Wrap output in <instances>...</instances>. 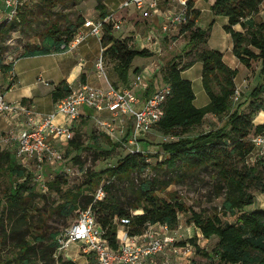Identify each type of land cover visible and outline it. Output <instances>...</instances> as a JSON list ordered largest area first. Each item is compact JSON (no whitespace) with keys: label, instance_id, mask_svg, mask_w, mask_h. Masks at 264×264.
Returning a JSON list of instances; mask_svg holds the SVG:
<instances>
[{"label":"trees","instance_id":"obj_1","mask_svg":"<svg viewBox=\"0 0 264 264\" xmlns=\"http://www.w3.org/2000/svg\"><path fill=\"white\" fill-rule=\"evenodd\" d=\"M85 0H40L48 9L60 4L73 3L77 5ZM96 11L99 18H105L110 13L109 0H96ZM1 3V0H0ZM264 0H214L212 13L225 17L228 23L225 31L233 39V53L247 68H252L254 62H260L261 82L249 95V112L240 107L232 110L233 97L237 92V69H232L224 62V55L218 50L205 48L195 51V59L187 63L173 60L161 72V80L172 87V94L166 102L165 115L154 127L164 136L175 137L159 144L166 158L152 166L148 160L152 155L139 152L128 154L113 167L101 172L89 174L84 184L77 191H63L67 180L58 175L49 184L52 192L65 195V203L58 206L57 211L72 215L92 207L98 223L106 231L107 238L114 250L118 249L119 226H124L130 236L142 235L150 226L167 225L175 230L180 224L181 215H190L189 224L200 229L206 239L217 240L212 252L202 250L195 242L197 253L210 259L211 264H264V209L247 210L256 203L255 192L264 194V160H258L257 165L250 166L248 159L255 150L253 136L264 135V124L256 125L254 120L264 112V19L261 16ZM188 22L181 27V34L191 33L188 46L208 44V30L198 26L201 10L196 8L195 0H188ZM25 20L23 15H20ZM80 26H70L65 37L54 36L52 31L46 38L44 47L27 48L22 57L48 55L64 52L63 44L70 43ZM213 21L211 26L215 23ZM18 24L0 25V38L10 32ZM241 26L238 31L235 27ZM58 32V31H56ZM105 54L109 53L118 62L117 71L123 81H126L135 58H148L153 54L146 49H131L125 41L114 36V28L107 25L102 40ZM200 49V48H199ZM191 51L187 53L191 56ZM197 62L204 65L203 85L210 97V103L202 108L195 105L197 99L192 81L184 79L182 73L191 69ZM12 66L4 63V55L0 49V73H8ZM85 75H82L84 83ZM71 86L66 82L59 84L53 92L56 102L72 93ZM155 91L154 80L147 89V97ZM209 114L223 116L228 119L223 126L196 136H188L192 129L203 124ZM134 129V121H130V129L121 142L110 141L112 149L100 154L111 156L112 152L128 143ZM187 135V136H186ZM76 149L82 144L71 140ZM155 170V177L140 178L134 181V175H142L148 169ZM182 171V177H191L205 172H213L216 176L218 194L223 197L221 209L212 214L198 213L180 200L176 194H170L169 200L159 193L165 192L175 182L163 180L160 172L170 170ZM5 178L9 189L5 202H0V227L5 230V236L15 237L25 235L41 212L37 199L45 196L39 192V184L34 182V174L10 151L0 148V182ZM106 191L103 200H96V195H87L86 191L95 192L101 183ZM141 212L137 213L136 212ZM40 216V226L46 220ZM128 220L124 224L122 221ZM71 226V225H70ZM69 226V227H70ZM33 243L26 238L20 239L19 251L13 256V264H77L64 256L57 257L58 238L62 232L50 235V245L39 248L46 240L45 234L37 232ZM179 246H186L181 242ZM10 261V262H12Z\"/></svg>","mask_w":264,"mask_h":264},{"label":"rangeland","instance_id":"obj_2","mask_svg":"<svg viewBox=\"0 0 264 264\" xmlns=\"http://www.w3.org/2000/svg\"><path fill=\"white\" fill-rule=\"evenodd\" d=\"M112 4V1L111 3ZM179 10V5L175 3ZM96 0H85L77 5L73 3H68L66 5L60 4L58 7L53 9L46 8L40 0H26L24 5L20 9L18 24L12 28V30L0 38V49L4 55V63L6 54H12L20 56L29 47L41 46L44 47L46 44V38L53 31L54 36L65 37V32L70 26L78 27L83 22L84 18H94L98 17V12L96 11ZM206 9V7L204 8ZM209 10V9H208ZM23 15L25 20L20 16ZM263 18V17H262ZM205 29L208 30L209 38L208 44L201 43L200 46H188L190 42L191 33H187L184 37H180L179 31H175L174 28L171 29L170 35L167 37L165 55L163 60L169 64L173 60L177 62L187 63L189 60L196 58V50H204L205 48H214L223 50L226 53V61L229 65H233L232 57L235 58L233 49V39L231 35L225 31L224 26L228 23V19L225 17L215 16L212 11H207L204 14ZM215 21L214 25L211 23ZM58 31V32H56ZM10 42V43H8ZM10 44V45H8ZM188 46V47H186ZM210 46V47H209ZM200 48V49H199ZM186 49V50H185ZM227 49H230L229 52ZM191 51V56L187 53ZM141 57L137 58L136 63H140ZM237 62V60H236ZM108 66L113 68V60H107ZM245 70L247 67L242 65ZM203 68L204 65L201 62H197L191 69L185 71L184 79H190L193 83L194 91L197 95L195 105L199 108L205 107L210 103V97L204 89L203 85ZM261 68L260 62H254L253 67L247 74L240 76L237 80V91H239L240 99L238 101L233 97L232 110L241 108L245 112H249V95L252 90L261 81L257 79V74ZM8 74L0 73V82L5 84L8 82ZM228 119V114L221 117L214 114H209L205 118L202 125L195 127L190 131L188 136H196L202 133L209 132L213 129L221 127ZM259 122H264V112H261L256 116L254 123L256 125ZM186 135V136H187ZM108 134L99 131L98 129L92 132L82 133L75 135V141L84 146L83 150L79 152L69 153L67 146L64 145L62 150L65 153V162L60 168L52 169L45 167L44 178L46 180L47 188L44 189L39 185L40 194L44 195V198L37 199V206L40 208L41 212H38V216L35 217V221L30 229V232L25 235L5 236V230L0 227V264H13V256L19 251L18 244L20 239L26 238L27 240L34 241V237L39 234H45L46 240L44 243H37L36 246L39 248H45L50 245V235L55 232H64L70 225L74 223L77 219V214L79 211L74 212L72 215L66 213L58 212L57 208L61 204L65 203V195H61L57 192H52L49 189V184L58 175H61L64 180H67V185L63 186V191H77L78 187L84 184L85 180L88 178L89 174L101 172L109 167H113L117 162L128 154H131L132 148L130 146H123L115 149L111 156L103 157L100 154H105L104 152L110 151L111 145L109 143ZM122 136V135H121ZM10 137L12 135L10 134ZM171 136H164L156 128L151 133L145 135L141 140V150L144 153L152 155L148 160L155 166L158 162H163L166 158L159 144L166 141L167 138ZM121 137H119L120 139ZM124 138V137H123ZM122 138L118 141H121ZM258 157L256 153L251 154L248 159V164L250 166L257 165ZM31 172L36 170V164H33L30 169ZM163 180L175 182L170 185L165 192L159 193L162 198L169 200L170 194H176V196L185 202L189 207L198 213L204 215L212 214L217 209L222 208L223 197L218 194L216 186V176L213 172H205L191 176L182 177V171L170 170L160 172ZM155 170L153 168L148 169L142 175L135 174L134 181L136 183L140 182V178H151L155 177ZM34 182H36L34 180ZM106 183V180L101 183L99 188L95 192L87 190V195L97 194V191L102 188ZM9 189L8 181L5 178L0 182V202H5V195ZM256 203L248 207L247 210H257L264 209V194L261 192H255ZM139 212H136V214ZM141 213V212H140ZM47 219L45 225H41L39 221L40 216ZM190 215H181L179 226L173 230L172 235L176 237L179 243L187 242V245L191 247V252L188 254H174L169 253V263L168 264H211L210 259H207L197 253L196 245L191 242L195 240L196 244L204 251L212 252L213 248L217 244V240L206 239L203 237L199 228L194 224H189L188 220ZM124 226H119L122 230ZM177 244V246H179ZM72 257H78L80 253V247L78 244L72 245L66 252ZM84 256V255H82ZM67 258L66 256H64ZM90 257V256H88ZM68 259V258H67ZM89 263L93 264L95 260L88 258ZM12 261V262H10ZM159 264H164V258L158 259ZM41 264V263H39Z\"/></svg>","mask_w":264,"mask_h":264},{"label":"built area","instance_id":"obj_3","mask_svg":"<svg viewBox=\"0 0 264 264\" xmlns=\"http://www.w3.org/2000/svg\"><path fill=\"white\" fill-rule=\"evenodd\" d=\"M26 0H1L0 3V25L12 24L20 21V9ZM159 1L169 0H126L122 9L132 6L142 9L146 2L151 7L157 6ZM179 10L172 14L163 26V31L168 32L171 26L182 27L188 22V0H176ZM107 25H112L114 30H120L122 25L117 21L114 13L105 18H86L83 25L68 44H63L61 50L72 51L84 43L89 37H96L101 42ZM10 43V42H8ZM10 45V44H8ZM21 56V55H20ZM20 56L6 54L5 64L12 66L8 71L9 90L16 86L17 76L15 67ZM96 67L100 74L106 75L104 52L98 58ZM145 82L143 74L137 75L132 88L120 89L110 86L109 89H99L83 84L72 90L66 98L57 102L56 111L50 116L43 117L33 109L23 104L9 102L3 92H0V116L13 113L26 117L24 128L16 136L17 144L13 150L14 156L30 170L36 164L33 172L35 181L44 189L47 188L44 178L45 167L52 169L60 168L65 162V153L61 147L51 143L49 138L55 141H71L74 137L68 123L78 119L82 108H89L97 112H109L112 122L97 120V124L109 133L114 132L113 125L116 120L134 121V129L127 146L132 148L131 154L142 152L140 140L151 133L156 125L165 115L166 102L172 94L169 84L154 92L142 102L141 97L135 93L134 88ZM238 101L239 91L234 96ZM63 115L67 124H56L55 117ZM174 140L175 137L166 140ZM252 142L255 146L253 153L257 154L258 160H264V135L253 136ZM252 153V154H253ZM31 171V170H30ZM106 196L104 188H100L96 194V200H103ZM124 224L128 220L122 221ZM173 230L167 225L150 226L147 231L139 236H130L125 227L118 233V249L114 250L107 238L106 231L98 223L92 207L78 212L77 219L58 238V256H66L67 250L74 244L80 247V255L93 256L96 264H159L158 259L164 258L169 263V253L188 254L191 247L177 246L176 237L172 235Z\"/></svg>","mask_w":264,"mask_h":264},{"label":"crops","instance_id":"obj_4","mask_svg":"<svg viewBox=\"0 0 264 264\" xmlns=\"http://www.w3.org/2000/svg\"><path fill=\"white\" fill-rule=\"evenodd\" d=\"M111 1L112 4H110ZM125 1L126 0H109L107 4L109 13H114L117 21L122 25L120 30H114V36L118 40L128 43L131 49H146L153 54V56L148 58L141 57L140 63H136L137 58L140 57L135 58L126 81H123L120 77L117 71L118 62L113 59L109 53H104L107 73L106 75L100 74L96 67V62L101 54L105 52V48L102 46L99 39L96 37H89L84 43L72 51L20 58L15 67L17 76L16 86L9 90L10 85L7 78L6 80L8 82L5 84H1L0 82V92L5 94L9 102L28 106L36 113L46 117L55 113L57 102L53 98V92L56 87L64 81H66L72 89L83 84L104 90L109 89L111 85L116 88L125 89L132 88V84L137 75L143 74L145 82L141 86L135 87L134 91L141 97L142 102L146 100L148 98L147 89L153 80L155 91L159 90L164 84L161 80V72L168 64L163 60V56L165 55L166 39L170 35L171 29L174 28L175 31H179L181 38L187 33L184 35L181 34V27L179 26H171L168 32L163 31V26L167 22V19L178 11V7H175V3H177L176 0L159 1L155 7H151L150 3L146 2L142 9H138L135 6L122 9L121 7ZM213 3L214 0H195L196 8L202 12L198 22V26L202 29L206 28L204 14L209 10L212 11L211 6ZM205 7L206 9H204ZM261 16L264 19V7ZM94 18H97V16ZM235 29L241 31L242 27L237 26ZM210 48L214 49L212 47ZM214 50L223 53L224 62L232 69H237L239 71L236 82L241 75L244 76L251 70V68H246L244 70L242 67L244 64H242L237 57V62L235 58L232 57L231 60L233 61V65H229L226 61V53L223 52V50ZM227 50L229 52L230 49ZM108 59L113 60V68L108 66ZM260 70L257 74V79L261 81ZM83 74L85 75L84 83L82 80ZM184 74L185 72L182 73L183 77ZM98 119L112 122L111 114L107 111L97 112L89 108H82L78 119L73 123H68L74 134L73 139L75 140L76 133L80 135L87 132L91 133L92 129H98L110 136V138L108 136L109 142L112 141L117 143L125 138L130 129V120H116V123L113 125L114 132L111 134L103 130L97 124ZM25 123L26 117L21 114L13 113L0 116L1 149L10 151L11 153L13 152L17 144L15 138L20 130L24 128ZM55 123L64 125L67 124V120L63 115H57L55 117ZM259 124H264V122H259ZM10 134L12 137H10ZM119 137L122 138L121 141H118L121 139H119ZM49 140L57 147L62 148L66 145L69 153H80L84 148L82 145L80 149H76L75 146L71 144V141L64 140V142H60L52 138H49ZM119 231L121 230L119 229ZM88 256L78 254V257H72L66 254L69 260H73L77 264H90L88 258L92 259L93 256ZM93 264H96V261Z\"/></svg>","mask_w":264,"mask_h":264},{"label":"bare ground","instance_id":"obj_5","mask_svg":"<svg viewBox=\"0 0 264 264\" xmlns=\"http://www.w3.org/2000/svg\"><path fill=\"white\" fill-rule=\"evenodd\" d=\"M139 213H140V211H139Z\"/></svg>","mask_w":264,"mask_h":264}]
</instances>
